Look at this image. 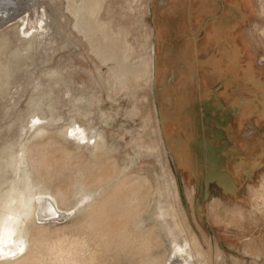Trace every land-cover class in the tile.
<instances>
[{
  "label": "rangeland",
  "instance_id": "obj_1",
  "mask_svg": "<svg viewBox=\"0 0 264 264\" xmlns=\"http://www.w3.org/2000/svg\"><path fill=\"white\" fill-rule=\"evenodd\" d=\"M1 4L0 177L64 213L1 263L264 264V0Z\"/></svg>",
  "mask_w": 264,
  "mask_h": 264
},
{
  "label": "bare ground",
  "instance_id": "obj_2",
  "mask_svg": "<svg viewBox=\"0 0 264 264\" xmlns=\"http://www.w3.org/2000/svg\"><path fill=\"white\" fill-rule=\"evenodd\" d=\"M43 131L45 132V128L40 129V132ZM64 132L67 134V129ZM101 140L102 137L99 134L93 146L96 150L103 147ZM18 153L19 151H16L11 155L10 159L8 158L9 161L7 159L12 168L18 170L15 179L9 183V180L4 178L5 173L2 178L0 177V264H3L1 261L6 263L26 254L29 247L27 238L30 233L29 226L31 222L39 224L52 219L53 216L64 214L56 197L47 193L48 190L45 192L42 191L43 189H39L42 185L40 184L39 187V184H36L35 180L29 175L30 173H27L25 157L24 155L19 157ZM2 159L6 161V159ZM11 237L15 240L13 242L17 244L16 248L7 250L5 247L2 249V245L11 240Z\"/></svg>",
  "mask_w": 264,
  "mask_h": 264
},
{
  "label": "crops",
  "instance_id": "obj_3",
  "mask_svg": "<svg viewBox=\"0 0 264 264\" xmlns=\"http://www.w3.org/2000/svg\"><path fill=\"white\" fill-rule=\"evenodd\" d=\"M186 107V106H185ZM184 109H187V107L186 108H181V110L183 111ZM189 110V109H188ZM189 111H191V112H188V113H192V115H191V125H192V128H194V127H196L197 125V122L195 123V118H196V111H195V109L193 108V109H191L190 108V110ZM188 113H187V117H188ZM185 116H186V112H185ZM194 125V126H193ZM190 134H192L193 136H195V134H194V132H193V130L191 129V132H190ZM189 134V135H190ZM178 136V135H177ZM180 138L179 139H183L182 138V136H179Z\"/></svg>",
  "mask_w": 264,
  "mask_h": 264
},
{
  "label": "water",
  "instance_id": "obj_4",
  "mask_svg": "<svg viewBox=\"0 0 264 264\" xmlns=\"http://www.w3.org/2000/svg\"><path fill=\"white\" fill-rule=\"evenodd\" d=\"M11 3V2H10ZM10 3H6L7 5H10ZM5 4V5H6ZM2 6H4L3 4H1L0 5V14L4 17V18H9L10 17V13L9 12H7V11H5V9L4 8H2ZM11 6H13L14 7V5L13 4H11Z\"/></svg>",
  "mask_w": 264,
  "mask_h": 264
}]
</instances>
